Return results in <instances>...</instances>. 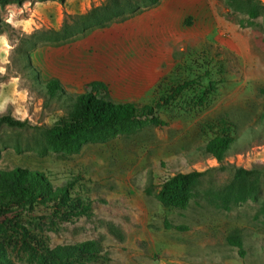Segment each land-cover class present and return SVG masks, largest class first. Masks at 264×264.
<instances>
[{"label":"rangeland","instance_id":"1","mask_svg":"<svg viewBox=\"0 0 264 264\" xmlns=\"http://www.w3.org/2000/svg\"><path fill=\"white\" fill-rule=\"evenodd\" d=\"M109 1L0 3V116L29 122L0 127V171L38 172L91 207L72 220L42 206L0 211L6 258L22 264L25 242L53 249L93 240L100 252L93 264H264V19L243 28L223 0H162L110 27L57 38L65 24ZM205 57L208 109L188 113L199 96L189 93L160 112L167 126L75 152L48 148L45 130L91 83H105L116 102L145 105L162 94L164 80ZM52 79L63 88L56 98L46 89ZM222 133L232 145L220 164L206 146ZM233 168L261 174L256 200L223 203ZM192 172L205 175L186 210L157 200L167 180ZM231 238L242 241L245 255Z\"/></svg>","mask_w":264,"mask_h":264},{"label":"trees","instance_id":"2","mask_svg":"<svg viewBox=\"0 0 264 264\" xmlns=\"http://www.w3.org/2000/svg\"><path fill=\"white\" fill-rule=\"evenodd\" d=\"M22 1L24 0H0V3ZM161 1L110 0L105 6L93 9L87 15L75 19L73 25L65 24L62 31L56 34L57 38L65 42L76 35L85 36L138 15L159 5ZM223 2L230 10V16L243 28L253 26L258 18L264 19V4L261 0ZM203 60L205 62L199 64L198 59H191V65L185 73H176L164 80L165 90L162 89L163 83L157 87L163 91L162 94L145 105L116 102L109 96V88L105 83L98 81L91 83L87 91L74 98L68 114L53 127L45 130L48 148L53 152H75L86 144H104L118 137L134 136L148 127L167 126V122L160 117V112L181 102L189 93L199 96L194 103L187 105L197 110L185 108L188 113H199L208 109L209 87L204 85V81L209 78V59L205 57ZM201 65H206L205 72L201 71L203 70ZM46 89L51 98H56L63 92L57 79L50 80L46 84ZM261 93L264 96V89ZM28 123L11 116H0V127L22 129L28 126ZM231 145L232 140L222 133L209 141L206 151L223 164ZM233 170L234 181L228 187L223 203L227 206L231 202L243 204L249 199L256 200L260 193L261 174L256 170L244 168ZM204 175L192 172L170 178L156 194L157 200L166 207L186 210L193 198L196 185ZM39 206L53 209V214L59 219L72 220L73 217L88 216L91 212V207L80 199L73 198L67 187L55 189L45 176L38 172L20 167L0 171V211L19 207L33 212ZM7 233L8 230L0 226V237ZM31 243L25 242L27 253L19 258L22 264H93L100 257L98 243L93 240L53 249L46 242H39L35 246ZM229 243L239 248L241 255H245L243 243L239 238H231ZM4 253L5 250L0 244V264H13Z\"/></svg>","mask_w":264,"mask_h":264}]
</instances>
